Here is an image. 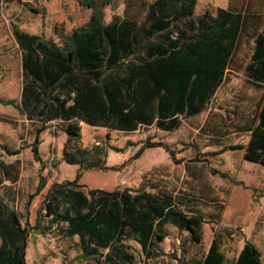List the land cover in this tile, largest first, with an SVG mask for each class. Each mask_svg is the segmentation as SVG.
I'll list each match as a JSON object with an SVG mask.
<instances>
[{
	"label": "trees",
	"instance_id": "obj_1",
	"mask_svg": "<svg viewBox=\"0 0 264 264\" xmlns=\"http://www.w3.org/2000/svg\"><path fill=\"white\" fill-rule=\"evenodd\" d=\"M5 1L0 0V11ZM77 2L90 10L88 19L68 30L56 25V42L10 22L20 51V93L18 100L0 97V104L38 122L36 130L48 126L62 130L61 159L76 165V171L71 179L49 184L32 225L21 223L15 207L0 195V264H24L29 231L44 233L46 227L59 224L62 236L77 237L76 258L83 260L78 264H136L127 240L139 245L144 259L152 258L167 235L166 224L185 231L190 243L200 245L203 218L200 212L184 209L187 199L164 188L107 190L86 188L78 181L85 170L109 168L101 146L82 145L80 122L122 131L149 125L176 128L182 117L206 107L227 67L234 64L244 37L252 45L243 74L261 93L247 128L252 139L228 148H240L243 159L264 164V13L255 15L247 2L242 9L215 7L213 13L204 10L195 15L196 0H121L122 14L105 22L102 8L111 0ZM30 146L39 159L37 140ZM0 148L8 154L18 152L4 143ZM213 172L227 176L224 171ZM44 183L39 175L27 200ZM175 264L226 261L212 231L200 258ZM228 264H264V260L245 240Z\"/></svg>",
	"mask_w": 264,
	"mask_h": 264
},
{
	"label": "rangeland",
	"instance_id": "obj_2",
	"mask_svg": "<svg viewBox=\"0 0 264 264\" xmlns=\"http://www.w3.org/2000/svg\"><path fill=\"white\" fill-rule=\"evenodd\" d=\"M246 2L251 12L262 16L264 0H196L194 14L204 10L213 13L215 7L242 9ZM122 8L121 0H111L102 8L103 19L107 20L113 14L121 15ZM88 13L90 10L79 5L77 0H6L0 11V97L18 100L20 93V51L11 34L10 22L24 31L56 42V25L61 24L68 30L84 23ZM251 45L250 38H242L234 55V64L227 67L223 81L206 107L195 115L182 117L180 124L172 130L149 125L122 131L80 122L82 145L101 146L106 152L105 164L109 167L85 170L78 181L86 188L130 187L149 191L164 188L187 199L185 210L202 215L200 245L190 243L186 232L172 224L165 225L167 235L158 243L157 255L152 258L144 259L137 243L125 241L136 264H175L200 258L211 232L218 231L213 227L219 219L222 202L232 193L233 186L252 190L254 204L258 197L264 199V164L245 162L240 148H228V145L244 144L252 139L247 128L254 121L261 90L249 85L243 74ZM262 94L264 103V89ZM38 126V122L25 118L16 108L0 104V143L18 149L17 153L8 154L0 148V195L15 207L21 223L26 220L29 225L34 222L36 209L49 184L71 179L76 171V165L61 159L64 132L54 126L36 130ZM34 139L37 140L39 159L34 158L30 146ZM213 170L224 171L227 176ZM39 175L44 176V186L27 200L38 184ZM256 178L259 181L257 188L251 186ZM231 179L242 184H234ZM243 209V219L247 221L254 207ZM60 227L61 224L46 227L44 233L29 231L24 264L82 263L83 260L76 258L79 253L77 237L62 236ZM239 227H232L230 232L236 239L242 236ZM255 242L262 248L258 238ZM227 254L232 255L229 250ZM225 261L228 264L230 258Z\"/></svg>",
	"mask_w": 264,
	"mask_h": 264
},
{
	"label": "crops",
	"instance_id": "obj_3",
	"mask_svg": "<svg viewBox=\"0 0 264 264\" xmlns=\"http://www.w3.org/2000/svg\"><path fill=\"white\" fill-rule=\"evenodd\" d=\"M109 19L104 21L107 22ZM244 161L250 164L255 163L248 160H244ZM258 184L259 181L257 178L251 182V186L255 188L259 186ZM233 187L234 189L232 193H230L226 197L225 202H222V208L219 213V219L217 221V224H215V227H213V229L218 230L216 231L215 235L219 240L220 250L223 253L224 257L230 258L231 261L235 258L236 253L241 249L244 241L247 240L255 245V247L260 252V256H262L261 258L264 260V199H260V197H258L255 200V204H254V202H252V199L254 198V196L252 195V190L241 189L240 187H236V186ZM244 207H254V210L251 212L252 220L251 218L247 221L243 219ZM256 207H258V211H256ZM238 226L241 227L239 228L242 232L241 234L242 236L239 239L238 238L236 239L233 237V235L230 234V232L232 230V227H238ZM226 235H228V237ZM257 238L258 240L261 241L262 248L257 246L255 242ZM228 250L231 252L233 256L232 255L229 256L227 254Z\"/></svg>",
	"mask_w": 264,
	"mask_h": 264
}]
</instances>
